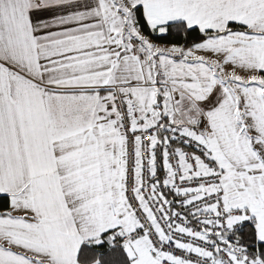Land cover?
Masks as SVG:
<instances>
[{
    "label": "snow or ice",
    "instance_id": "1",
    "mask_svg": "<svg viewBox=\"0 0 264 264\" xmlns=\"http://www.w3.org/2000/svg\"><path fill=\"white\" fill-rule=\"evenodd\" d=\"M0 264H264V0H0Z\"/></svg>",
    "mask_w": 264,
    "mask_h": 264
}]
</instances>
